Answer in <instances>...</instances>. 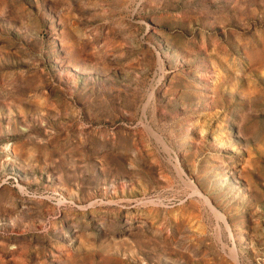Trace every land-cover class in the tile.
<instances>
[{"label": "rangeland", "instance_id": "rangeland-1", "mask_svg": "<svg viewBox=\"0 0 264 264\" xmlns=\"http://www.w3.org/2000/svg\"><path fill=\"white\" fill-rule=\"evenodd\" d=\"M0 264H264V0H0Z\"/></svg>", "mask_w": 264, "mask_h": 264}, {"label": "bare ground", "instance_id": "bare-ground-1", "mask_svg": "<svg viewBox=\"0 0 264 264\" xmlns=\"http://www.w3.org/2000/svg\"><path fill=\"white\" fill-rule=\"evenodd\" d=\"M229 132V126L225 128V134H227Z\"/></svg>", "mask_w": 264, "mask_h": 264}]
</instances>
